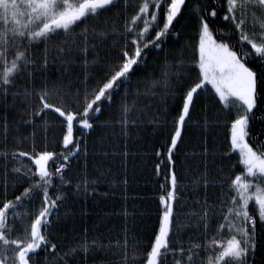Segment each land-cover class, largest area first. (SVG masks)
<instances>
[{
  "label": "snow or ice",
  "instance_id": "6c2138e0",
  "mask_svg": "<svg viewBox=\"0 0 264 264\" xmlns=\"http://www.w3.org/2000/svg\"><path fill=\"white\" fill-rule=\"evenodd\" d=\"M186 16L196 21L194 42L185 46L190 63L179 61L175 71L166 64L161 80H153L144 93L137 91L129 104L132 76L150 53L163 51L173 35L179 37ZM118 18H123L122 30ZM109 40L116 54L98 72L91 66L97 59L89 64L90 49L98 52ZM77 43L84 79L83 87L74 89L63 76L54 77L50 65L69 63ZM50 51L57 53L51 60ZM186 67L187 79H179ZM157 87L163 91L157 93ZM122 89L119 124L125 136L135 124L129 115L141 95H159L167 107L168 98L179 94L167 140L154 153L157 175L161 165L168 168L158 227L145 242L134 231L133 219L115 243L102 244L100 238L89 243L84 236L65 250L53 237L58 210L76 196H87L90 187L95 193L94 186L109 178L85 174L77 182L72 164L87 158L89 135ZM205 96L216 105L215 123L226 129L223 158L235 157L240 167L239 174L230 170L227 180L221 169L222 198L218 206L209 204L207 162L213 153L205 141L200 153L205 199L197 202L200 210L194 214L201 235L190 236L185 244L176 230L181 201L174 154L197 101ZM10 107L19 110V120H9ZM0 108L6 113L0 118V264H85L97 251L116 257L106 264H264V129L254 132L256 120H264L257 115L264 112V0H0ZM49 121L60 126L55 146L39 147L33 141L30 152L8 147L10 133L19 137L22 127L43 122L46 128ZM160 122L158 115L150 119ZM20 186L23 190L16 194ZM209 221H215L211 231Z\"/></svg>",
  "mask_w": 264,
  "mask_h": 264
},
{
  "label": "trees",
  "instance_id": "16d2710c",
  "mask_svg": "<svg viewBox=\"0 0 264 264\" xmlns=\"http://www.w3.org/2000/svg\"><path fill=\"white\" fill-rule=\"evenodd\" d=\"M115 23L122 30L123 18L116 19ZM177 32L179 37L173 35L166 42L163 51L150 53L145 64L141 65L132 76L131 88L128 89L131 93L128 97L129 104L133 102L137 91L144 93L151 87L153 80H161L166 64H171L175 71V66L179 61L184 60L186 64L190 63L188 58L191 52L190 50L186 51L185 46L194 42L195 19L186 16L181 21V27L177 29ZM116 51L112 47L111 40L105 42L98 52H93L90 49L89 64L91 65L93 59H97V64L91 66L99 72L105 59L114 56ZM41 54L42 50L37 53V56L39 57ZM56 55L55 51H50V60ZM82 56L81 45L79 43L73 45L68 54L69 63L57 60L56 63L50 65L52 75L54 77L63 76L64 84H71L74 89L82 88L81 81L84 79ZM188 75L186 67L179 79H187ZM177 79V77L173 78L174 87ZM154 90L160 93L163 88L157 87ZM124 91L122 89L115 101L104 108L97 121V126L89 135L87 158H82L79 162L72 164L71 175L77 182L78 178L85 174L94 179L99 173H104L109 178L94 186L95 193L90 187L87 196H76L70 200L69 205L58 210L60 222L56 226L53 237L58 245L65 246V250H67V245L84 236H87L89 243L93 238H100L102 244H107L109 240L115 243L121 236L122 227L125 223L131 226L133 219L135 221L134 231L138 236L143 237L145 242L152 237L154 230L158 227L159 197L164 193L161 185L166 183L165 175L168 168L166 165H161V172L157 175L155 169L159 159L154 153L161 150V146L167 140L168 132L171 130V118L176 113L179 94L177 93L174 99L168 98L167 107L164 106L159 95L156 97L141 95L137 109L129 115L135 124L128 129V135L125 136L119 124L121 98L124 96ZM145 105L148 106L146 109ZM5 114V110L0 108V118ZM154 115L160 117L159 125L150 123V119ZM217 115L216 105L211 99L205 96L198 100L192 120L188 123L183 136V143L179 145V151L174 154L181 201V205L177 207L176 230L179 232L181 241L185 244L188 243L190 236L199 238L201 235L196 230L194 214L200 210V205L197 202H203L205 199V189L200 182V177L205 171L200 155L205 141L213 153L207 162L208 176L212 185L207 189L209 204L218 206L219 200L222 198V190L219 186L221 181L218 179L221 169L224 173V180H227L230 170L239 174L240 166L236 163L235 157L231 160L223 158L222 150L226 142V129L223 124L217 126L215 123ZM257 115L258 117L264 115V112ZM7 116L9 120H19L20 112L18 109L10 107L7 110ZM204 122H208L210 126L202 127ZM262 129H264V120L257 119L254 132L260 133ZM20 132L19 137L15 132L9 134L8 147L13 150L30 152L33 141L39 147H43L46 143L55 146V141L60 137V126L54 121H49L45 128L43 122H38L34 128L31 126L22 127ZM33 133H35L34 137ZM261 139H264V136ZM0 147H3L2 142H0ZM125 150L128 153L127 156L123 155ZM25 163L30 162L25 158ZM125 180H127V184L124 183ZM22 190L23 186H20L16 194ZM38 206L39 201L33 205V207ZM214 223L215 221H209L210 231ZM114 259L116 257L111 254L97 251L95 255L88 256L85 264H106Z\"/></svg>",
  "mask_w": 264,
  "mask_h": 264
}]
</instances>
